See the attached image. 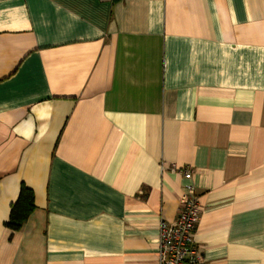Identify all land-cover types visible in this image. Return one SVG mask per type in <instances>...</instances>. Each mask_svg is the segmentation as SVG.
Listing matches in <instances>:
<instances>
[{
	"label": "crops",
	"instance_id": "obj_1",
	"mask_svg": "<svg viewBox=\"0 0 264 264\" xmlns=\"http://www.w3.org/2000/svg\"><path fill=\"white\" fill-rule=\"evenodd\" d=\"M171 166L203 264H264V0H0V264H158Z\"/></svg>",
	"mask_w": 264,
	"mask_h": 264
},
{
	"label": "built area",
	"instance_id": "obj_2",
	"mask_svg": "<svg viewBox=\"0 0 264 264\" xmlns=\"http://www.w3.org/2000/svg\"><path fill=\"white\" fill-rule=\"evenodd\" d=\"M186 181L182 188L180 208L175 220H161L158 231V264H203V257L195 246L194 236L201 208L188 168L178 169Z\"/></svg>",
	"mask_w": 264,
	"mask_h": 264
},
{
	"label": "trees",
	"instance_id": "obj_3",
	"mask_svg": "<svg viewBox=\"0 0 264 264\" xmlns=\"http://www.w3.org/2000/svg\"><path fill=\"white\" fill-rule=\"evenodd\" d=\"M34 209V196L32 191L25 186H21L16 202L10 207L9 217L5 223L6 228L12 232L20 230Z\"/></svg>",
	"mask_w": 264,
	"mask_h": 264
}]
</instances>
